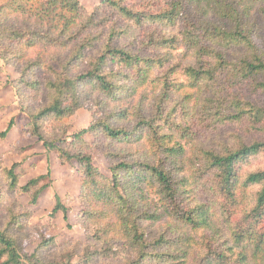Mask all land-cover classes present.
I'll return each mask as SVG.
<instances>
[{
  "label": "trees",
  "instance_id": "obj_1",
  "mask_svg": "<svg viewBox=\"0 0 264 264\" xmlns=\"http://www.w3.org/2000/svg\"><path fill=\"white\" fill-rule=\"evenodd\" d=\"M256 12L264 32V0H101L92 13L80 0H0V58L20 75L25 133L77 167L87 239L49 260L47 239L29 255L19 234L32 213L14 204L0 264H264V169H245L264 139L220 136L228 125L264 134V105L250 98L264 95ZM91 103V125L70 135ZM194 124L218 145L187 150ZM15 169L0 171V201L37 204L49 173L20 186Z\"/></svg>",
  "mask_w": 264,
  "mask_h": 264
},
{
  "label": "rangeland",
  "instance_id": "obj_2",
  "mask_svg": "<svg viewBox=\"0 0 264 264\" xmlns=\"http://www.w3.org/2000/svg\"><path fill=\"white\" fill-rule=\"evenodd\" d=\"M82 5L92 13L100 4L101 0H80ZM260 13H255V19L258 22V31L261 33L259 43L264 39ZM20 75L13 66L6 65L0 58V133L6 131L9 124L13 122V128L8 137L0 139V171L10 170L16 166V173L20 175L19 185L25 186L32 179L48 175L40 183V187L46 186L41 193L37 204H32L27 195L8 196L0 201V226L4 227L8 223L10 215L9 208L14 204L28 209L32 213L31 220L27 229L19 234L21 235V245L29 255H32L40 247L42 242L47 239L54 240V246L46 251L44 258L49 260L58 258L70 247L73 242L86 243V232L81 213L83 207L76 200L81 190V175L77 167L62 165L54 153L47 152L42 143L36 138L26 135L25 126L29 122L26 114L19 109V98L14 88V82ZM258 105H264V95L250 97ZM91 103L88 108L80 109L70 120L69 134L72 135L80 130L88 128L92 123L93 113L96 111ZM245 126L228 125L221 132L222 139L235 132L245 138L250 143L252 140H263L264 134L246 133ZM194 142L187 138L180 140L187 150L194 147L206 145H218L217 135L211 131L206 132L200 128L199 124H194ZM86 140L93 143L94 137L87 135ZM177 141V140H176ZM179 141V140H178ZM95 165L100 171L111 176L110 166L101 152L94 154ZM247 170L264 169V153L253 158L246 166ZM1 184V181H0ZM1 195V194H0ZM62 202L68 210L67 219L64 212L60 211L52 216L57 202ZM221 225V222H218ZM72 264H82L81 257H75L71 260Z\"/></svg>",
  "mask_w": 264,
  "mask_h": 264
}]
</instances>
